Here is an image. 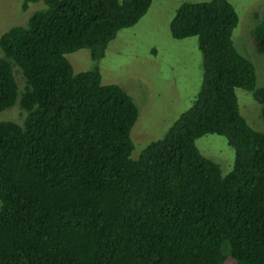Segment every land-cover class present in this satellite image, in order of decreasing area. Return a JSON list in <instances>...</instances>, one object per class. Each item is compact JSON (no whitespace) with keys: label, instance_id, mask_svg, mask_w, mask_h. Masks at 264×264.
<instances>
[{"label":"trees","instance_id":"trees-1","mask_svg":"<svg viewBox=\"0 0 264 264\" xmlns=\"http://www.w3.org/2000/svg\"><path fill=\"white\" fill-rule=\"evenodd\" d=\"M151 1L24 0L43 7L0 35V111H24L0 120V264H264V132L235 94L249 91L264 121V84L233 44L229 0L175 9L171 36L197 39L199 89L132 156L138 108L97 62ZM251 38L264 56V12ZM79 48L93 66L74 72L65 54ZM213 133L233 150L226 173L195 144Z\"/></svg>","mask_w":264,"mask_h":264},{"label":"rangeland","instance_id":"rangeland-1","mask_svg":"<svg viewBox=\"0 0 264 264\" xmlns=\"http://www.w3.org/2000/svg\"><path fill=\"white\" fill-rule=\"evenodd\" d=\"M205 0H152L145 14L133 26L120 29L109 41L104 56L97 62L102 83H116L133 99L137 118L130 129L134 143L132 156L149 141L161 137L178 115L187 109L199 89L201 53L196 37L175 39L170 20L182 2ZM238 15L232 33L236 49L255 65V86L264 84V56L255 51L251 30L264 12V0H229ZM0 0V35L14 25H25L30 15L43 7L42 2ZM87 48L65 54L74 72L90 69L93 62ZM15 68V67H14ZM16 73L19 87L21 72ZM240 113L256 130L264 132L260 105L251 93L235 88ZM24 111L17 103L0 111V120L22 122ZM199 151L217 162L222 173L233 165V150L226 138L205 134L195 140Z\"/></svg>","mask_w":264,"mask_h":264}]
</instances>
